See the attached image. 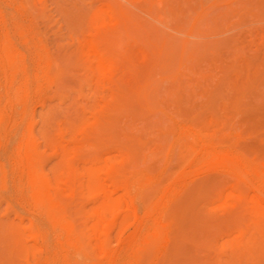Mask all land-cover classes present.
Returning <instances> with one entry per match:
<instances>
[{
	"label": "rangeland",
	"instance_id": "rangeland-1",
	"mask_svg": "<svg viewBox=\"0 0 264 264\" xmlns=\"http://www.w3.org/2000/svg\"><path fill=\"white\" fill-rule=\"evenodd\" d=\"M97 12L107 29L117 21L123 27L118 69L104 82L85 70L82 56ZM15 22L26 28L30 45L44 47L60 75L33 85L24 113L13 97L16 86L10 89L0 73L17 123L10 136L0 135V264H53L44 260L53 252L61 260L73 257L63 228L35 201L18 148L34 141L42 174L64 178L65 161L82 166L67 130L78 116L89 117L92 106L109 102L115 86L122 98L119 135L106 128L97 146L109 150L104 157H115L125 175L137 173L122 197L134 210L123 208L108 232H97L81 263L105 264L99 240L119 250L120 239L143 235L157 220L162 245L152 264H264L263 239L245 211L257 191L244 184L233 191L227 167L201 148L211 142L217 153L264 163V0H0V30ZM11 38L27 55V40L17 32ZM6 99L1 108L9 106ZM86 126L76 133L78 143L86 142ZM62 147L70 150L63 162ZM91 148L81 152L92 154ZM61 200L78 231L88 233L93 223L84 216L93 204L80 209V190ZM34 230L42 237H33ZM252 236L262 244L234 246Z\"/></svg>",
	"mask_w": 264,
	"mask_h": 264
},
{
	"label": "bare ground",
	"instance_id": "bare-ground-1",
	"mask_svg": "<svg viewBox=\"0 0 264 264\" xmlns=\"http://www.w3.org/2000/svg\"><path fill=\"white\" fill-rule=\"evenodd\" d=\"M110 18L116 20L113 17ZM89 23L95 25L96 29L92 33V38L82 44L84 68L98 82H104V80L111 79L118 69L117 54L121 48L123 27L117 21L113 28L107 29L106 19L101 15V12L94 13ZM16 32L21 38L27 40L25 41L26 45L31 43L27 39L29 34L26 28L19 22L13 23L9 30H0V73L4 74V81L10 89L16 86L13 97L15 96V103L20 105L25 113L33 85L39 87L41 84L50 83L53 78L60 75V71L53 69L49 56L41 44L33 42L28 46L27 55L21 52L11 38V35ZM63 52L64 55L69 56L66 54L67 51L63 50ZM26 57L30 59L34 71L27 64ZM118 88L115 86L110 101L103 107L95 104L96 106L91 107L92 112L89 117L78 116L67 130L66 133L71 137L72 145H74L72 149L74 159L81 162L82 166L73 160L65 161L64 178L57 177L55 181H52L42 174L41 157L34 141L27 140L19 145V160L28 170L27 178L35 201L44 203L45 214L51 222L63 228L66 242L74 249L73 257H66L62 260L57 252H53L51 256L44 258L47 263L82 264L81 258L85 259L87 256L86 245L91 244L93 236L97 232H108L116 223L123 208L134 210L133 202L125 201L122 197L129 194L130 188L136 182L137 173L125 175L115 157H104V155L109 156V150H102L97 146L98 139L106 128H109L114 137L119 135L118 117L122 98L119 96ZM10 94V91L2 94L0 90V104L5 96L9 103L6 108L0 107V135L3 136H10L11 132H15L17 126L15 119L9 117L10 112L14 109L11 106ZM76 104L77 102L72 100L70 106L74 107ZM85 125L89 126L83 130L87 136L86 142L78 143L76 133ZM84 145L92 147L93 153L84 155L81 152ZM117 146L116 143L115 148L119 150ZM213 147L211 142L202 143V153L227 167L233 177L230 188L233 191H238L240 185L244 184L248 190L257 191L258 194L251 197L252 205L245 211L253 218L250 224L251 230L257 237L263 239L264 245V163L261 165L252 164L229 153H217ZM61 150L63 162L69 156L70 150L67 147H62ZM78 190L81 191L80 209L84 210L87 205L93 204V207L84 216L85 222L93 223L88 233L78 231L74 221L68 218L65 205L61 200L63 194L69 193L74 197ZM120 193L121 195H119ZM145 214H151L147 208ZM159 228L160 223L154 220L143 235L134 234L126 242L124 239H120L119 250H111L105 241L99 240V250L105 256V264H152L162 245ZM237 229L241 233L246 231V229H242V226ZM32 236L41 238L42 234L38 230H34ZM262 243L252 236L243 245L234 243V246L247 247Z\"/></svg>",
	"mask_w": 264,
	"mask_h": 264
}]
</instances>
